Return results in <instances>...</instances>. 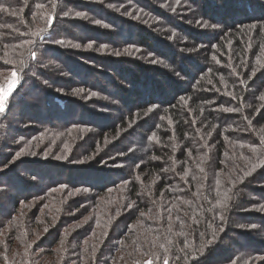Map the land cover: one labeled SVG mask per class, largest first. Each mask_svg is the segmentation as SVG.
<instances>
[{
    "label": "trees",
    "instance_id": "obj_1",
    "mask_svg": "<svg viewBox=\"0 0 264 264\" xmlns=\"http://www.w3.org/2000/svg\"><path fill=\"white\" fill-rule=\"evenodd\" d=\"M0 3L23 8L0 12V93L19 69L0 114V264H264L261 0H56L51 27L49 0Z\"/></svg>",
    "mask_w": 264,
    "mask_h": 264
},
{
    "label": "rangeland",
    "instance_id": "obj_2",
    "mask_svg": "<svg viewBox=\"0 0 264 264\" xmlns=\"http://www.w3.org/2000/svg\"><path fill=\"white\" fill-rule=\"evenodd\" d=\"M261 3H263V5H264V0H261ZM153 5L154 6H158V8H161L160 6H162L161 4L159 5L158 3H156V2H153ZM163 9V8H162ZM169 9V11L170 12H172L171 14V16H173L174 18H175V20L176 21H178L177 23H180L181 25H184V19H182L181 17H179L178 15H183V14H180V12H178V13H176V12H173V10L172 9H170V8H168ZM164 10H166V9H164ZM111 11V10H110ZM111 13H114V12H112L111 11ZM117 14V18H118V20H119V18L120 19H123L124 21H126L128 18H130V19H128V20H130V21H135L136 23H139V24H141V25H144V26H148V29L150 28V30L155 34V33H157L158 35H159V31L156 29V28H152L149 24H146V23H140V22H138L137 20H135V19H133V18H131V16L129 17V16H127L128 14H126V13H124V12H122V11H119L118 13H116ZM178 16V17H177ZM127 17V18H126ZM116 18V19H117ZM109 19V18H108ZM126 19V20H125ZM110 20V19H109ZM111 21V20H110ZM127 22V21H126ZM188 24H192V23H190V21H188ZM188 24H185V25H188ZM119 25V27L120 26H122L121 28L123 29L124 27H125V24H118ZM202 25H204V24H202ZM201 28V27H200ZM199 28V29H200ZM122 29H118L116 32H114V34H113V36H115L114 38L116 39H126V38H128L127 37V32H124V30H122ZM130 28H128V27H126L125 28V30L126 31H128ZM221 28L220 27H212V26H209V28L207 29L208 30V32L210 31L211 33H213V31H217V30H220ZM120 31V32H119ZM168 31V30H167ZM72 32H73V34L75 35V34H77L76 33V29H72ZM118 33V34H117ZM135 33H136V30H135ZM95 35V34H94ZM133 36L132 35H129V38H132ZM159 37L161 38V36L159 35ZM158 37V38H159ZM114 39V40H115ZM162 39H166V40H168V38H166L165 36H162ZM170 41V40H169ZM171 42L172 43H174V48L176 49V50H179L180 52H183V53H186V54H190V56L192 55V53H189V51H188V49H185V47L184 46H182L181 45V43H179V42H177V40L176 39H172L171 40ZM182 43H185V40L184 41H182ZM194 54V53H193ZM145 59V58H144ZM151 59H153L154 61H155V58H151ZM148 61H152V60H148ZM151 64H153V63H151ZM124 67V66H123ZM4 75H6V74H4ZM174 75V74H173ZM101 76V75H100ZM10 77H12L10 80H9V84L11 83V81L13 80V76H12V74H10L9 75V78ZM16 79L18 80V75H17V77H16ZM118 81L120 80V79H117ZM100 81H102L101 83H104L105 85H109V83L108 82H106V80H100ZM7 83V84H8ZM6 84V85H7ZM9 84L6 86V87H4L3 88V90L1 91V93H0V98H2L3 99V104H4V111L3 112H0V114H2V113H4L6 110H7V101H8V97H9V95L7 96V97H4V95H3V93L5 92V91H7L8 90V86H9ZM16 86H18V83L14 86V90L13 91H11V93L12 92H14L15 91V88H16ZM111 90L113 91V89L111 88ZM130 90V89H129ZM10 93V94H11ZM94 97L95 98H97L98 99V101H99V103L98 104H101V106H99V108L100 109H102V110H99L100 112H103L104 111V113H109V115H111L112 117H114V119H116L117 118V115L118 114H124L125 116H126V114H127V109H126V106L125 105H123V104H117V106H112V102H110V100L109 99H106V98H103L102 96H100V95H94ZM83 101V100H82ZM108 101L110 102V103H108ZM107 103V104H106ZM128 103V102H127ZM108 105V109H107V106ZM86 107H88V106H85L84 108H82L81 110H79V112L78 111H75V113L77 114V115H80V113L81 114H83V115H85L84 113H85V111H86V113H88L90 116L92 115V113H94V111H92V110H86L85 108ZM97 107H98V105H97ZM27 113H30V112H27ZM75 113H72L73 115H75ZM20 114V115H19ZM17 115H18V119H17V121H16V123H17V125L19 126V127H21V125H20V120L19 119H21V113H17ZM92 117H89V119H91ZM90 121V120H89ZM37 122H39V121H37ZM24 128V130H25V132L27 131V129L28 128H25V127H23ZM23 128H22V130H23ZM22 172V171H21ZM21 175H22V173H21ZM20 175V176H21ZM22 221H25L24 220V218L22 219ZM238 224V226H237V230H235L234 231V234H233V239H235L236 241H242L241 240V234H242V232L243 231H248L249 229H247V228H244V227H241V226H239V223H237ZM232 247V246H231ZM31 249H32V251H34L33 252V254L31 253V251H30V254H32V255H30V256H28L29 257V260H30V262L31 263H33V262H37V259H38V257H37V252H36V249H34V247H33V244L31 245ZM23 255V254H22ZM15 259V258H14ZM33 261V262H32ZM15 262H18V261H15ZM7 264V263H6ZM8 264H12V263H8Z\"/></svg>",
    "mask_w": 264,
    "mask_h": 264
},
{
    "label": "snow or ice",
    "instance_id": "obj_3",
    "mask_svg": "<svg viewBox=\"0 0 264 264\" xmlns=\"http://www.w3.org/2000/svg\"><path fill=\"white\" fill-rule=\"evenodd\" d=\"M24 3H25V5H27L28 0H24ZM49 3L51 4V8H52L53 11L50 12V13L48 14L47 23H48V26L51 27V23H52V21L55 19L54 10H55V8H56V0H49ZM45 6H46V5H45L44 3H39V4H36V5H35V8H37V9H42V8H45ZM0 12H4V13H9V12H10L11 15L16 16V15H19L20 13L23 12V8L21 7V8L19 9V12H17V10H15V9L12 8V5H11V4L0 3ZM81 15H82L81 13H77V16H81ZM205 27H208V25H205ZM251 27L254 29V28L256 27V25H252ZM41 32H43V29H41ZM39 34H40V33H36V35H39ZM27 43L31 45V44H34L35 42L32 41V40H29V41H27ZM57 43H62V41H57ZM88 46L91 47V44H89ZM5 47H7V45H5ZM17 47H18V46H17ZM77 47H78V45H77ZM118 54H119V53H117V55H118ZM7 55H8V53L5 52V56H7ZM31 55H32V58H33V59H36V53H35V51H32V52H31ZM213 59H215V57H213ZM4 63H5V64H14L15 61L5 60ZM23 63H24L23 60H21V61H20V64L23 65ZM2 67H3V66L0 65V68H2ZM18 74H19V69L14 68V69L12 70L13 80H12L11 83L9 84V86H8V90L5 91V92L3 93L4 97H7L8 95H10L11 91L14 90V86L19 82V81L16 79V77H17ZM251 74L254 76V75H255V70H253ZM235 98H236V97L233 95V99H235ZM260 99H261V100H264V95H262V96L260 97ZM4 110H5V109H4L3 99L0 98V112H3ZM222 110H223V111H226V112H233V111H236V109H233V108H225V109H222ZM245 119H248V118L245 117ZM250 123H251V120H249V124H250ZM150 139H156L155 134H153V136L150 137ZM157 142H159V141L157 140ZM252 151L255 152L256 149H252ZM58 159H59V158H58ZM153 159H159V157H153ZM170 159H171V157H170ZM174 170H175V169H172V171H174ZM200 170L203 171L202 168H201ZM255 170H256V166L254 165L253 168H252V170H251L250 172H248V175H251L252 172H254ZM165 171H168V169H165ZM185 176H187V173H185ZM182 178H183V177H182ZM137 179H139V177H137ZM141 182H142V181H141ZM222 206H225V207H226V205H222ZM260 210H261V211H264V205L261 206ZM140 215H141V216H144L145 214H144L143 212H141ZM221 218H222V217H221ZM45 231H47V228H45ZM169 243H171V241H169ZM160 247L163 248L164 245H160ZM186 247H187V245H186ZM201 255H203V252H202V251H201ZM121 259H122V257H121ZM156 259L159 260L160 257H156ZM145 264H152V260L149 259V260L145 261ZM163 264H169V261H168V259H167L166 257L163 259Z\"/></svg>",
    "mask_w": 264,
    "mask_h": 264
}]
</instances>
